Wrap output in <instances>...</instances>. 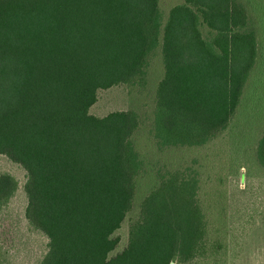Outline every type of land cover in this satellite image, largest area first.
<instances>
[{"label":"trees","instance_id":"trees-1","mask_svg":"<svg viewBox=\"0 0 264 264\" xmlns=\"http://www.w3.org/2000/svg\"><path fill=\"white\" fill-rule=\"evenodd\" d=\"M257 46L241 0H183L165 21L159 0H0V156L25 171L24 216L47 238L39 264H190L204 255L196 172L165 166L112 255L143 170L133 144L142 119L89 110L99 90H144L160 47L152 139L160 150L202 147L228 128ZM256 157L264 168V134ZM16 190L0 174V212Z\"/></svg>","mask_w":264,"mask_h":264},{"label":"rangeland","instance_id":"rangeland-1","mask_svg":"<svg viewBox=\"0 0 264 264\" xmlns=\"http://www.w3.org/2000/svg\"><path fill=\"white\" fill-rule=\"evenodd\" d=\"M257 33V58L228 128L198 148L158 149L150 133L156 86L163 75L160 47L149 71L144 90L126 85L97 92L89 113L103 117L111 112L136 111L142 119L133 136L143 170L136 179L133 209L114 236L119 244L112 255L127 244L129 224L139 216V206L157 184L163 166L190 169L198 179V200L207 220L205 254L190 264H264V168L256 157L264 134V0H241ZM183 0H159L162 20L170 8ZM0 174L17 181V190L0 212V260L3 264H39L47 251V238L25 219L27 204L23 185L25 171L0 156ZM258 251V252H257ZM260 253L262 261H254Z\"/></svg>","mask_w":264,"mask_h":264},{"label":"crops","instance_id":"crops-1","mask_svg":"<svg viewBox=\"0 0 264 264\" xmlns=\"http://www.w3.org/2000/svg\"><path fill=\"white\" fill-rule=\"evenodd\" d=\"M258 252V251H257ZM253 255V259H254V261H262V259H261V257H259L260 256V253H253L252 254Z\"/></svg>","mask_w":264,"mask_h":264}]
</instances>
